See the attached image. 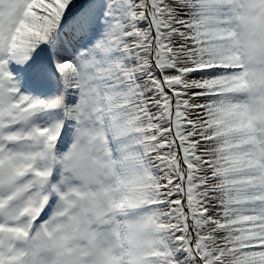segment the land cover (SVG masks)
I'll return each mask as SVG.
<instances>
[{
    "label": "snow or ice",
    "instance_id": "1",
    "mask_svg": "<svg viewBox=\"0 0 264 264\" xmlns=\"http://www.w3.org/2000/svg\"><path fill=\"white\" fill-rule=\"evenodd\" d=\"M0 264H264V0H0Z\"/></svg>",
    "mask_w": 264,
    "mask_h": 264
},
{
    "label": "rangeland",
    "instance_id": "2",
    "mask_svg": "<svg viewBox=\"0 0 264 264\" xmlns=\"http://www.w3.org/2000/svg\"><path fill=\"white\" fill-rule=\"evenodd\" d=\"M30 70L32 71L33 75L35 76L37 73L42 75L44 78L48 79L46 73L44 72V70L42 68H33V67H29ZM38 80H40V77L37 78ZM49 81V83L51 82L49 79L47 80V82Z\"/></svg>",
    "mask_w": 264,
    "mask_h": 264
},
{
    "label": "bare ground",
    "instance_id": "3",
    "mask_svg": "<svg viewBox=\"0 0 264 264\" xmlns=\"http://www.w3.org/2000/svg\"><path fill=\"white\" fill-rule=\"evenodd\" d=\"M39 80L36 78V80L34 81H30L31 82V86H30V90L33 91L35 90L36 88H39V85H41V81L40 83L38 82ZM51 90V89H50Z\"/></svg>",
    "mask_w": 264,
    "mask_h": 264
}]
</instances>
